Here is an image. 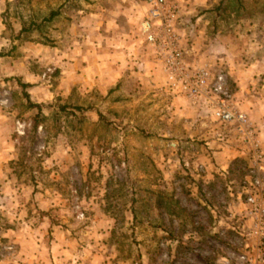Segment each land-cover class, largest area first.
I'll list each match as a JSON object with an SVG mask.
<instances>
[{
	"label": "rangeland",
	"instance_id": "rangeland-1",
	"mask_svg": "<svg viewBox=\"0 0 264 264\" xmlns=\"http://www.w3.org/2000/svg\"><path fill=\"white\" fill-rule=\"evenodd\" d=\"M140 1L0 0V264H237L246 249L264 264L246 235L250 155L199 105L169 123L180 95ZM168 1L184 61L237 101L220 58L264 70V0Z\"/></svg>",
	"mask_w": 264,
	"mask_h": 264
},
{
	"label": "built area",
	"instance_id": "built-area-1",
	"mask_svg": "<svg viewBox=\"0 0 264 264\" xmlns=\"http://www.w3.org/2000/svg\"><path fill=\"white\" fill-rule=\"evenodd\" d=\"M145 11L140 29L146 47L160 65L166 86L184 97L190 106L202 107L214 122L231 128L250 155L247 182H242L243 204L248 220L247 236L257 243L264 241V184L259 175L264 155L257 143L255 130L246 112L239 108L226 86L223 74L212 75L205 65H188L179 47L176 31L178 8L168 0H141ZM237 264H258L259 251L250 255L246 250L236 255Z\"/></svg>",
	"mask_w": 264,
	"mask_h": 264
},
{
	"label": "crops",
	"instance_id": "crops-1",
	"mask_svg": "<svg viewBox=\"0 0 264 264\" xmlns=\"http://www.w3.org/2000/svg\"><path fill=\"white\" fill-rule=\"evenodd\" d=\"M174 3H176V2H174ZM140 4H141V8H142L143 14H144L145 7L141 3V1H140ZM180 12L181 11L179 10V7H178V14H177L178 18L180 16V14H179ZM177 22H178V19H177ZM153 58H154V56H153ZM138 59H141V58H138ZM154 60H155V58H154ZM220 60H222L226 63L225 65L229 69L228 74L231 76L232 81L234 82L235 91L233 94H234L235 99L237 100L236 101L237 105L239 106L240 109H242L246 112L247 116H249L252 119V121L254 122V124L256 125V127H257L256 140H257V143H258L260 149L261 148L264 149V100H262L259 96L254 95L255 93L260 95V92H262L259 89V88H261L260 73H263L264 70H262L260 68V66H258L257 64L256 65L253 64L250 66L253 68L248 67L246 70L243 69V71H240V70H236V64H234L235 61L233 59H231V58L227 59V58L223 57V58H220ZM227 60H230V62H228ZM155 62H156V64H158V66L160 68L159 63L156 60H155ZM147 63H148L149 69L150 68L152 69L150 62H147ZM196 65L198 66L200 64H196ZM160 73H161V70H160ZM161 76L163 78L162 73H161ZM257 77H258V79H257ZM237 87L239 88V90L236 89ZM169 102H170L169 103L170 107H172V109L175 110L174 113L176 114L175 118L170 117L169 123L174 122L175 119H178V117L182 116V114H184L186 111H189V110L193 111V109L189 105L188 101L183 97L178 96L177 98H174ZM210 133L213 135V132H210V131L206 132V135H210ZM226 148H229L228 152L230 154L240 153V152L234 151L233 149L230 150V147H226ZM232 157H235V155H233Z\"/></svg>",
	"mask_w": 264,
	"mask_h": 264
},
{
	"label": "trees",
	"instance_id": "trees-1",
	"mask_svg": "<svg viewBox=\"0 0 264 264\" xmlns=\"http://www.w3.org/2000/svg\"><path fill=\"white\" fill-rule=\"evenodd\" d=\"M53 15H54L53 13H50L48 19H51L53 17ZM29 107L30 108H35V109L39 108L38 105H31V104H29Z\"/></svg>",
	"mask_w": 264,
	"mask_h": 264
}]
</instances>
